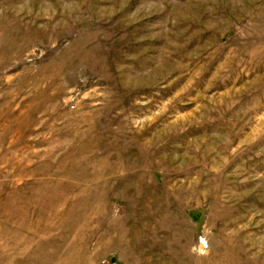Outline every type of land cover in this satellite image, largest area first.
I'll list each match as a JSON object with an SVG mask.
<instances>
[{
    "label": "rangeland",
    "instance_id": "rangeland-1",
    "mask_svg": "<svg viewBox=\"0 0 264 264\" xmlns=\"http://www.w3.org/2000/svg\"><path fill=\"white\" fill-rule=\"evenodd\" d=\"M0 264H264V0H0Z\"/></svg>",
    "mask_w": 264,
    "mask_h": 264
}]
</instances>
